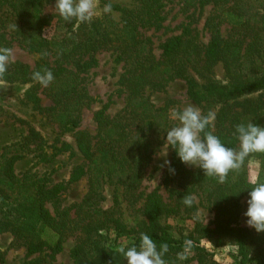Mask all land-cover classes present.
Instances as JSON below:
<instances>
[{
    "label": "trees",
    "instance_id": "trees-1",
    "mask_svg": "<svg viewBox=\"0 0 264 264\" xmlns=\"http://www.w3.org/2000/svg\"><path fill=\"white\" fill-rule=\"evenodd\" d=\"M50 1L0 0V48L10 49L15 42L42 59L33 68L15 60L0 80L30 83L25 95L35 102L42 88L50 104L40 111L61 133L75 134L83 158L67 183L85 176L87 191L80 201L65 207L61 195L66 184L53 182L45 174L16 171L17 162L29 152L41 149V159L49 161L70 149L68 143H61L51 146L52 152L45 151L44 138L30 127L13 149L0 155V234L8 233L12 246H24L26 256L48 253L52 257L73 239L69 257L74 264H125L116 249L122 244L138 245L142 233L158 246L169 245L168 264H221L213 247L226 245L238 249L232 254L234 264H264V233L237 223L240 199L251 187L246 164L257 159L264 180V152L250 153L221 183L181 163L172 150L170 162L175 171L170 172L168 166L163 179L168 201L152 191L139 204L143 196L138 190L152 155L163 145L166 129L174 124L170 110L175 101L156 106L148 92L183 80L188 99L214 108L204 114H214L205 131L233 149L239 147L238 123L264 126V0H176L178 11L191 19L188 26L211 5L203 22L209 41L203 44L198 32L191 33L185 26L160 44L158 57L146 30L163 26V0L111 3L119 20L110 12L78 28L75 21L64 22L56 12L45 13ZM106 2L99 0L102 7ZM101 50L112 51L115 60L123 63L118 84L126 94L125 105L112 115L104 105L95 111L96 132L91 134L79 129L82 109L91 101L83 71ZM218 64L222 77L214 70ZM44 70L54 75L47 87L32 79L34 72ZM106 185L113 191L108 207L102 205ZM186 196L193 198L191 207L182 202ZM198 207L213 211L209 223L196 215ZM186 241L191 242V251L179 262L176 254Z\"/></svg>",
    "mask_w": 264,
    "mask_h": 264
},
{
    "label": "rangeland",
    "instance_id": "rangeland-1",
    "mask_svg": "<svg viewBox=\"0 0 264 264\" xmlns=\"http://www.w3.org/2000/svg\"><path fill=\"white\" fill-rule=\"evenodd\" d=\"M165 2L164 11L166 12V19L161 28H151L146 30V35L150 36L153 44V52L158 57L161 53L160 44L171 35L179 34L184 31L186 24L191 21L186 17L187 14L180 13V5L176 0H163ZM55 0L48 2L44 7L45 13H54ZM111 3L127 5L129 0H111ZM100 8L103 7L99 3ZM211 5L204 8L202 16L196 22H191L188 26L194 33L198 32L199 38L203 44L209 41V34L203 29L204 17L210 11ZM112 16L119 20L120 14L111 11ZM101 16V15H100ZM184 24V25H182ZM225 25L222 26L224 30ZM11 51L13 61L18 60L30 68H33L36 63L41 62V56L35 52H29L20 47L15 42L11 44ZM86 59V58H85ZM94 63L83 71L86 76L85 86L91 97L89 104L82 109L81 122L79 129L86 130L91 134L96 132V122L94 120V113L101 107L106 106V113L112 115L125 105V93L119 91L121 86L118 80L123 73V63L115 60V54L112 51L101 50L94 54ZM215 73L218 77L223 76L221 65L215 67ZM30 83L8 82L0 80V155L7 150L13 149V144L21 140L27 134L28 129L33 127L37 130L45 140V151L52 152L51 146H59L61 143H68L70 149L64 150L57 155L50 158L49 161L42 160L40 154L41 149L29 152L16 164V171L19 174L25 172H33L38 175H48L53 182L66 184L61 195L62 206H69L74 202L82 199L87 191V179L83 176L80 180L67 183L71 170L79 165L83 158L75 145V134L61 133L56 123L46 116L45 112H41L40 108H44L50 104L49 99L42 93L40 87L37 96L39 102L33 101L25 95L26 89ZM150 100L156 105H163L166 100H174V109H183L188 105L198 108L202 115L208 110H214L213 107H207L203 102L197 103L187 98L186 85L183 80L175 79L168 83V85L159 91L148 92ZM173 108H171L172 110ZM170 110V112H171ZM176 123V121H173ZM35 146H32V149ZM167 148V144L161 145L152 155L150 163L145 168L143 179L139 187L142 192V198L139 204L143 202L146 195L152 191L157 192L162 200L168 201V193L163 186V179L166 174L168 165L163 164V160H171L172 150ZM166 150V157L160 155ZM186 165V164H185ZM189 168L194 166L186 165ZM247 176L251 180L259 171V161L251 158L247 164ZM112 186L106 185L102 201L104 207L111 205ZM247 196L240 199V215L237 218V223L241 226L245 224V217L243 215L246 209ZM139 206V205H137ZM53 211V210H52ZM206 212V219H205ZM196 215L201 221L206 224L213 218V211L208 208L198 207ZM248 227V226H247ZM12 237L8 233L0 234V258L3 260L2 264H74L69 257V249L73 245V239H68L60 253L50 256L47 254H34L30 256L25 255V248L22 245H11ZM207 245H209L206 242ZM210 246V245H209ZM215 259L221 264H234V256L228 249L232 246H222L215 248ZM40 257V258H39ZM126 264V262H125Z\"/></svg>",
    "mask_w": 264,
    "mask_h": 264
},
{
    "label": "clouds",
    "instance_id": "clouds-1",
    "mask_svg": "<svg viewBox=\"0 0 264 264\" xmlns=\"http://www.w3.org/2000/svg\"><path fill=\"white\" fill-rule=\"evenodd\" d=\"M54 7L56 14L64 22L75 21V28L82 23H91L94 18L112 11L111 0H108L102 9L99 0H55ZM12 62L11 49L0 48V75L7 71ZM32 79L47 87L54 80V75L51 70L36 71ZM170 118L176 123L165 131L163 144H167L166 149H173L181 163L201 169L204 175L215 177L218 182L222 183L231 170L239 169L250 153L264 152V126L252 122L238 123L235 126L239 143L237 150L225 146L218 136L205 131L214 120V114L211 112L202 115L198 108L188 105L183 109H172ZM160 155L166 157V150ZM164 165L169 166L170 172L175 171L166 158L161 167ZM250 184L243 213L245 224L257 233H264V180L260 178L259 172L251 179ZM182 202L187 207L194 203L191 196L184 197ZM228 250L232 253L238 252L236 247ZM168 251L167 243H160L158 246L146 233L141 234L138 245L122 244L116 249L126 264H168L165 259ZM190 251L191 242L186 241L182 250L176 254V260L185 261Z\"/></svg>",
    "mask_w": 264,
    "mask_h": 264
}]
</instances>
